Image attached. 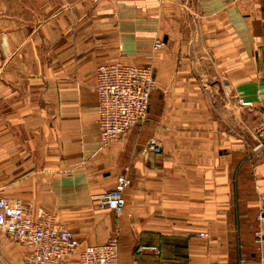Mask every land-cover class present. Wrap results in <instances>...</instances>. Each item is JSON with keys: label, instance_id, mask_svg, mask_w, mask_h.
Returning <instances> with one entry per match:
<instances>
[{"label": "crops", "instance_id": "crops-1", "mask_svg": "<svg viewBox=\"0 0 264 264\" xmlns=\"http://www.w3.org/2000/svg\"><path fill=\"white\" fill-rule=\"evenodd\" d=\"M113 61L157 85L148 119L103 144L95 70ZM262 125L264 0H0V195L83 244L117 236L120 264H264ZM152 137L163 152H142ZM121 173L118 214L96 196ZM25 252L0 229V264Z\"/></svg>", "mask_w": 264, "mask_h": 264}, {"label": "built area", "instance_id": "built-area-1", "mask_svg": "<svg viewBox=\"0 0 264 264\" xmlns=\"http://www.w3.org/2000/svg\"><path fill=\"white\" fill-rule=\"evenodd\" d=\"M163 45V39L157 38L153 49L158 50ZM95 80L97 121L103 144L125 135L133 126L148 119L151 93L157 85L149 64L101 63L96 67ZM238 100L243 105L252 104L241 98ZM260 133L264 137V125ZM163 151L164 146L156 137L142 148L143 153ZM130 184L127 174H119L114 187L96 196L100 207L122 213L126 204L125 190ZM259 217H264V209L260 210ZM0 229L26 247L22 264H72L74 258L76 264H120L117 236L102 243L83 244L54 213L21 198L9 199L0 195ZM205 234L200 232V235ZM255 236L261 249L264 240L261 229L255 231ZM146 249L158 250L154 245L140 246L137 252L143 253ZM232 264H247V259L241 256Z\"/></svg>", "mask_w": 264, "mask_h": 264}]
</instances>
